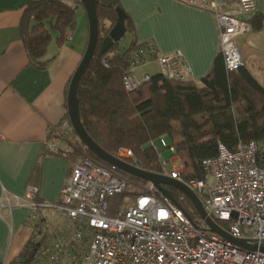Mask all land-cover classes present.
I'll use <instances>...</instances> for the list:
<instances>
[{"label":"built area","instance_id":"built-area-1","mask_svg":"<svg viewBox=\"0 0 264 264\" xmlns=\"http://www.w3.org/2000/svg\"><path fill=\"white\" fill-rule=\"evenodd\" d=\"M185 1L213 12L226 71L244 67L236 41L249 33L250 25L238 14L254 13L255 1L238 0L237 10L232 12H219L212 2ZM151 66L167 80L193 79L181 54L162 55L149 41L137 44L129 53L122 78L124 90L135 92L149 82L155 73L144 70ZM148 147L156 152L157 174L186 186L207 216L244 245L209 232L180 191L170 188L172 199L167 198L152 184L140 187L120 176L116 168L79 154L71 161L56 202H39L36 187H28L22 196L4 192L0 209L27 210L26 225L35 244L27 264H264V253L259 250L264 248V146L239 141L230 150L218 143L217 155L202 161L200 180L181 177L182 166L175 167L179 163L176 150L166 139ZM115 158L146 171L128 149H120ZM117 196L132 199L112 211L110 202ZM45 210H55L66 218L68 234L62 235L50 225Z\"/></svg>","mask_w":264,"mask_h":264},{"label":"crops","instance_id":"crops-1","mask_svg":"<svg viewBox=\"0 0 264 264\" xmlns=\"http://www.w3.org/2000/svg\"><path fill=\"white\" fill-rule=\"evenodd\" d=\"M30 0H0V202L4 192L22 196L36 187L37 200L54 203L71 169L67 143L51 138L69 132L66 96L70 80L86 50L88 22L81 5L76 29L67 32L61 47L52 42L43 71L28 64L19 22ZM42 1V0H33ZM129 16L137 44L153 42L162 55L181 54L198 83L209 74L219 53V36L213 12L185 0H117ZM255 12L238 14L250 31L236 41L244 67L264 85V0ZM219 12L237 10L232 0H211ZM121 49H127L131 37ZM144 71L155 73V66ZM72 129V128H71ZM60 234H68L67 220L55 210L43 212ZM27 210L0 209V264H13L32 237L26 225Z\"/></svg>","mask_w":264,"mask_h":264},{"label":"trees","instance_id":"trees-1","mask_svg":"<svg viewBox=\"0 0 264 264\" xmlns=\"http://www.w3.org/2000/svg\"><path fill=\"white\" fill-rule=\"evenodd\" d=\"M69 1L79 3V0H30L23 10L20 36L28 64L37 70H45L50 63L51 59H45V55L52 42L51 33L57 35L54 42L61 47L67 32L76 28L74 16L78 7H71ZM237 3L238 0H232V4ZM117 8L122 9L117 0L96 2L98 49L77 90L81 124L101 149L114 157L120 149H128L146 171L157 174L160 169L156 152L148 145L164 138L176 150L182 166L181 177L200 180L202 161L217 155L218 143L230 150L239 141L264 146V85L245 67L227 72L220 53L209 74L198 83L171 81L155 73L139 90L126 92L122 78L129 53L137 42L132 22L123 9L125 36L131 37L129 47L121 49L117 43L105 54L99 53L101 42L117 21ZM51 138L67 143L69 160L85 154L107 166L83 146L71 128ZM118 174L134 183L146 184L119 171ZM123 198L111 200L112 211L122 204ZM34 246L31 238L19 255V263L13 264H27Z\"/></svg>","mask_w":264,"mask_h":264},{"label":"water","instance_id":"water-1","mask_svg":"<svg viewBox=\"0 0 264 264\" xmlns=\"http://www.w3.org/2000/svg\"><path fill=\"white\" fill-rule=\"evenodd\" d=\"M203 1L210 2L211 0H203ZM96 2L97 0H79L80 5L84 9L88 22V41L84 55L76 71L74 72L67 89V96H66L67 116L73 132L77 136L78 140L83 144V146L96 158L104 162L107 166H112L121 173H124L135 179L141 180L145 183L152 184L163 196L167 198L172 199L168 191L165 189V187H169L180 191L192 204L198 216L204 221L205 225L208 227L209 232L217 234L227 240H230L237 245H244V241L232 239L226 232H224L215 222H213L207 216L198 198L186 186L168 177H164L156 173L140 170L125 162L116 159L114 156L109 155L107 152L101 149L88 136V134L84 130L79 117L77 90L82 76L84 75L89 65L91 64L95 56V53L98 49L99 24L96 13ZM116 13H117V21L114 27L109 32V35L103 39V41L99 46L100 55L105 54L114 44L117 43L119 44L120 41L126 35V29H125L126 14L120 8L116 9ZM251 249L254 250L255 247ZM259 250L264 253V248H260Z\"/></svg>","mask_w":264,"mask_h":264},{"label":"rangeland","instance_id":"rangeland-1","mask_svg":"<svg viewBox=\"0 0 264 264\" xmlns=\"http://www.w3.org/2000/svg\"><path fill=\"white\" fill-rule=\"evenodd\" d=\"M75 29H76V28H75ZM128 40H129L128 36H125V37L120 41V45L125 46L126 43L128 42ZM66 148H67L68 151L70 150V147H69V146H67ZM83 155L86 156V157H88V156L85 155V154H83ZM164 156L167 157L168 154L165 153ZM178 160H179V159H178ZM179 164L181 165L180 160H179V163H178V162L175 163V167H176V168H180V165H179ZM137 185L140 186V187H144V186H145V184H144V185H143V184H137ZM131 199H132V197L123 198V199H122V204H121L120 206H124V205L126 204V202H127L128 200H131Z\"/></svg>","mask_w":264,"mask_h":264}]
</instances>
